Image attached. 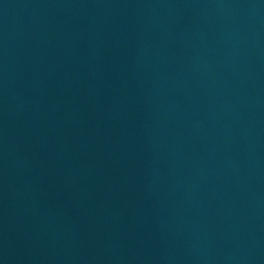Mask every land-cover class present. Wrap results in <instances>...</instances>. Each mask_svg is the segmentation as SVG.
Returning <instances> with one entry per match:
<instances>
[{
	"label": "water",
	"instance_id": "water-1",
	"mask_svg": "<svg viewBox=\"0 0 264 264\" xmlns=\"http://www.w3.org/2000/svg\"><path fill=\"white\" fill-rule=\"evenodd\" d=\"M203 113L230 264H264V0H168Z\"/></svg>",
	"mask_w": 264,
	"mask_h": 264
}]
</instances>
